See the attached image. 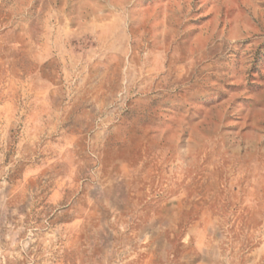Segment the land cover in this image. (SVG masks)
I'll return each mask as SVG.
<instances>
[{
  "label": "rangeland",
  "instance_id": "rangeland-1",
  "mask_svg": "<svg viewBox=\"0 0 264 264\" xmlns=\"http://www.w3.org/2000/svg\"><path fill=\"white\" fill-rule=\"evenodd\" d=\"M0 264H264V0H0Z\"/></svg>",
  "mask_w": 264,
  "mask_h": 264
}]
</instances>
